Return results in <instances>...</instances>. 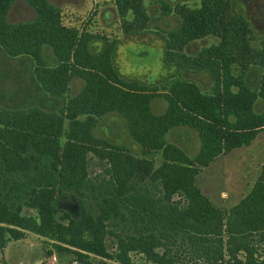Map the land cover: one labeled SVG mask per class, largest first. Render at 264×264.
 I'll return each mask as SVG.
<instances>
[{
	"label": "trees",
	"instance_id": "trees-1",
	"mask_svg": "<svg viewBox=\"0 0 264 264\" xmlns=\"http://www.w3.org/2000/svg\"><path fill=\"white\" fill-rule=\"evenodd\" d=\"M15 1L0 0V48L10 59L30 58L40 92L63 103L55 112L0 105V252L32 233L53 237L63 253L117 264H135L133 254L148 264H264V166L250 192L227 211L198 185L201 170L264 131V110H257L264 105V38L233 11L232 0L164 5V13L181 21L162 34L164 61L178 70L153 84L120 73L117 38L67 23L49 0H25L36 18L11 23ZM143 1H116L126 31L144 12ZM208 37L217 44L186 54ZM96 40L103 41L98 52ZM45 47L56 65L46 61ZM250 66L261 70L256 88ZM191 69L210 76V92L183 76ZM74 79L84 85L72 96ZM157 98L166 102L161 114L152 108ZM112 113L125 119L142 156L95 135ZM180 127L198 134L193 158L168 141ZM59 198L68 202L66 210H58Z\"/></svg>",
	"mask_w": 264,
	"mask_h": 264
},
{
	"label": "rangeland",
	"instance_id": "rangeland-1",
	"mask_svg": "<svg viewBox=\"0 0 264 264\" xmlns=\"http://www.w3.org/2000/svg\"><path fill=\"white\" fill-rule=\"evenodd\" d=\"M117 0H49L60 7L67 23L79 29H86L99 36L117 38L119 45L116 63L124 77L130 79H145L152 82L167 78L170 73L178 70L175 66H168L164 62L166 39L162 37L167 32L180 26V18L175 12L164 13V5L173 9L177 5H200L201 0H144V12L135 22L132 30L123 26V20L117 8ZM235 13L243 15L251 26L257 39L264 38V0H232ZM36 11L25 0H16L10 13L9 21L19 23L32 21L36 18ZM133 22L134 16H128ZM217 44L214 37H208L191 43L186 48L189 57H195L203 48ZM103 47L102 40H96L92 46L98 52ZM131 64L127 62L126 59ZM47 61L50 65L56 63L52 50L49 48ZM147 61L145 64H142ZM142 64V65H141ZM33 63L28 57L16 59L8 58L0 48V105L11 110L26 109L41 106L47 111L58 110L63 103L61 99L50 98L44 100L42 94L35 87L32 77ZM235 74H240L239 67H233ZM249 83L256 88L259 83L261 70L258 67L248 68ZM183 76L197 82L202 90L210 92L212 79L205 72H183ZM83 86V81L75 79L71 85V94L75 95ZM166 102L157 98L153 109L162 113ZM258 111L264 110L260 104ZM98 138L106 139L112 144L130 147L133 154L141 155L140 146L128 133L125 119L117 114H109L99 124L95 131ZM168 141L181 147L190 157H194L200 150V139L197 132L180 127L168 134ZM157 164L161 158L156 157ZM264 166V131L248 147H242L229 155L221 156L213 166L201 170L198 175V185L217 206L227 211L239 203L252 189L259 178ZM92 172L98 170L96 164L90 167ZM59 198L58 210H66L68 202ZM34 213L33 211H30ZM75 211L73 212V214ZM76 214V213H75ZM62 217V212L59 213ZM53 237L42 238L32 233L20 241H12L0 252V264H117L93 256H81L77 252L63 253L55 248ZM110 250L114 249L112 242L108 243ZM55 256L56 260H53ZM135 264H148L141 256L133 254Z\"/></svg>",
	"mask_w": 264,
	"mask_h": 264
},
{
	"label": "crops",
	"instance_id": "crops-1",
	"mask_svg": "<svg viewBox=\"0 0 264 264\" xmlns=\"http://www.w3.org/2000/svg\"><path fill=\"white\" fill-rule=\"evenodd\" d=\"M93 44H94V43H93ZM93 44H92V46H93ZM49 48H50V47H45V49H44V57H45L46 61H47V53H48V51H49ZM50 49H51V48H50ZM51 50H52V49H51ZM52 52H53V51H52ZM53 55H54V54H53ZM54 57H55V56H54ZM55 59H56V57H55ZM126 60H127V62H130V58H129V60H128V59H126ZM47 62H48V61H47ZM146 62H147V61H144L142 64H145ZM164 62H165V61H164ZM130 63H131V62H130ZM48 64H49V63H48ZM56 64H57V59H56V63H55L54 65H56ZM131 64H134V63H131ZM142 64H141V65H142ZM146 64H147V63H146ZM49 65H50V64H49ZM54 65H53V66H54ZM116 66H117L118 70L120 71V73L122 74V72H121L119 66L117 65V63H116ZM168 66H169V65H168ZM170 67H172V66H170ZM171 74H173V73H170V75H171ZM123 76H124V75H123ZM32 77H33V76H32ZM128 78H130V77H128ZM135 79H136V78H135ZM74 80H75V79H74ZM78 80H80V79H78ZM137 80H140V81H143V82H146V83H151V82H148V81L145 80V79H140V78H139V79H137ZM161 80H163V79H161ZM158 81H160V80H158ZM158 81H156V82H158ZM152 83H155V82H152ZM83 85H84V83H83ZM35 87H36V88L39 90V92H40V88H39V86H38L37 84H36ZM82 87H83V86H82ZM71 90H72V89H71ZM79 91H80V90H79ZM79 91H78V92H79ZM78 92H77V93H78ZM40 93H41V92H40ZM77 93H76V94H77ZM41 94H42V93H41ZM76 94H75V95H76ZM71 95H72V94H71ZM41 96H42V98H43L44 100H45V99L48 100V99H50V98H52V100L54 99V97L46 96V95H44V94H42ZM72 96H74V95H72ZM55 99H57V98H55ZM153 104H154V102H153ZM38 107L44 109V108L41 107V106H38ZM152 108H153V105H152ZM44 110H45V109H44ZM153 110H154V109H153ZM164 110H165V109H164ZM46 111H47V110H46ZM56 111H57V110H56ZM48 112H55V111H48ZM154 112H155V111H154ZM163 112H164V111H163ZM163 112H162V113H163ZM158 114H161V113H158ZM107 116H108V115H107ZM107 116H106V117H107ZM106 117H104V118H106ZM104 118L102 119V121L104 120ZM102 121H101V122H102ZM167 138H168V136H167ZM129 148H130V147H129ZM130 149H131V148H130ZM140 149H141V148H140ZM54 257H55V256H53V259H54Z\"/></svg>",
	"mask_w": 264,
	"mask_h": 264
},
{
	"label": "built area",
	"instance_id": "built-area-1",
	"mask_svg": "<svg viewBox=\"0 0 264 264\" xmlns=\"http://www.w3.org/2000/svg\"><path fill=\"white\" fill-rule=\"evenodd\" d=\"M53 260H56V258L54 257V259Z\"/></svg>",
	"mask_w": 264,
	"mask_h": 264
}]
</instances>
